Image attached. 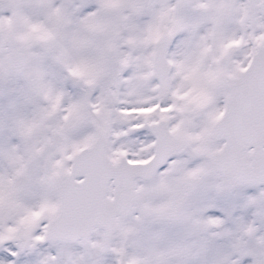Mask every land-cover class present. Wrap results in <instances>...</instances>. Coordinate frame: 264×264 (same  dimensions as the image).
I'll return each instance as SVG.
<instances>
[{"label":"snow or ice","instance_id":"1","mask_svg":"<svg viewBox=\"0 0 264 264\" xmlns=\"http://www.w3.org/2000/svg\"><path fill=\"white\" fill-rule=\"evenodd\" d=\"M0 264H264V0H0Z\"/></svg>","mask_w":264,"mask_h":264}]
</instances>
